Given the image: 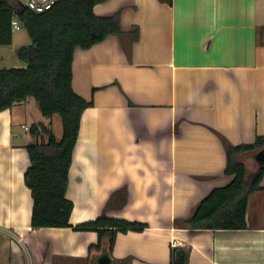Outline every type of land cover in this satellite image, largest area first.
I'll return each mask as SVG.
<instances>
[{
	"label": "crops",
	"instance_id": "1",
	"mask_svg": "<svg viewBox=\"0 0 264 264\" xmlns=\"http://www.w3.org/2000/svg\"><path fill=\"white\" fill-rule=\"evenodd\" d=\"M93 11L119 12L122 33L74 50L71 85L92 105L68 170L70 224L95 219L108 203L107 215L148 225L118 232L110 258L169 264L175 241L188 264H264V174L246 229L174 224L232 180L215 131L232 144L264 135V0H106ZM14 31L9 45L30 43ZM25 104L0 112V264H96L102 251H88L96 232L30 226L24 172L36 137L15 131L26 126L17 119Z\"/></svg>",
	"mask_w": 264,
	"mask_h": 264
},
{
	"label": "trees",
	"instance_id": "2",
	"mask_svg": "<svg viewBox=\"0 0 264 264\" xmlns=\"http://www.w3.org/2000/svg\"><path fill=\"white\" fill-rule=\"evenodd\" d=\"M105 1L56 0L49 10L36 13L20 0H0V45L11 44L12 18L19 21L30 39L29 44L17 50L25 66L0 69V112L33 97L42 116L50 119L58 114L62 124L59 140L49 125L38 123L30 128L36 141L26 146L29 166L24 172V183L32 197V229L73 227L69 222L73 203L66 198L68 170L82 112L92 102L72 88V60L76 48L88 49L111 34L122 33L119 12L110 16L94 13V5ZM159 1L172 3V0ZM128 33L137 40L136 26ZM215 133L225 152L223 172L232 176V180L209 191L189 216L175 220V225L190 232L246 229L249 197L262 189L264 164L258 163L255 173L247 180L246 163L264 148V135H257L251 143L232 144L222 134ZM107 205L95 219L73 228L96 232L97 241L88 246V251L105 249L111 256L118 232L142 231L148 225L109 216ZM111 260L112 264H126L130 257ZM169 264H188L187 247H172Z\"/></svg>",
	"mask_w": 264,
	"mask_h": 264
},
{
	"label": "rangeland",
	"instance_id": "3",
	"mask_svg": "<svg viewBox=\"0 0 264 264\" xmlns=\"http://www.w3.org/2000/svg\"><path fill=\"white\" fill-rule=\"evenodd\" d=\"M21 2L25 3L26 0H20ZM16 35H25L27 42L29 41V37L27 35L26 30L21 27L20 30L14 31ZM19 43L16 41L13 46L11 45H0V69L3 68H11V67H23L22 61L18 58L17 50L21 46H24V43L22 45H18ZM28 44V43H25ZM17 46V47H15ZM26 109L25 114L23 116H19L17 119H22V122L28 127L31 128L34 124L42 123L47 125L50 124V128L56 138L59 140L62 135V124L61 119L58 114H54L50 119L42 116V114L39 111L38 105L33 97H29L26 100ZM15 131L20 136H24L28 139L31 138L30 130H25L23 127H21L20 124H18L15 128ZM247 165V174L246 178L249 180L253 174L255 173L257 169L258 163L255 159L249 161L246 163Z\"/></svg>",
	"mask_w": 264,
	"mask_h": 264
},
{
	"label": "built area",
	"instance_id": "4",
	"mask_svg": "<svg viewBox=\"0 0 264 264\" xmlns=\"http://www.w3.org/2000/svg\"><path fill=\"white\" fill-rule=\"evenodd\" d=\"M55 2L56 0H26L24 6L33 12L42 13L46 10H49L55 4ZM10 24L11 29L15 31L20 30L22 27L16 18H12ZM23 127L28 130V127ZM171 244L172 247L177 246L175 241H172Z\"/></svg>",
	"mask_w": 264,
	"mask_h": 264
},
{
	"label": "water",
	"instance_id": "5",
	"mask_svg": "<svg viewBox=\"0 0 264 264\" xmlns=\"http://www.w3.org/2000/svg\"><path fill=\"white\" fill-rule=\"evenodd\" d=\"M255 160L259 164H264V148L257 152L254 156ZM96 264H112V260L105 250H102L101 254L95 259Z\"/></svg>",
	"mask_w": 264,
	"mask_h": 264
}]
</instances>
